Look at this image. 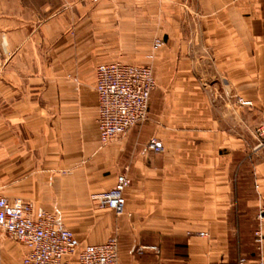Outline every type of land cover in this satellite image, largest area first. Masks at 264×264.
<instances>
[{"label": "crops", "instance_id": "obj_1", "mask_svg": "<svg viewBox=\"0 0 264 264\" xmlns=\"http://www.w3.org/2000/svg\"><path fill=\"white\" fill-rule=\"evenodd\" d=\"M117 60L150 64L156 88L103 144L95 72ZM262 123L264 0H0V195L85 244L117 237L120 264H264ZM152 137L163 152H142ZM121 173L117 215L97 196ZM26 251L0 229V264Z\"/></svg>", "mask_w": 264, "mask_h": 264}, {"label": "built area", "instance_id": "obj_2", "mask_svg": "<svg viewBox=\"0 0 264 264\" xmlns=\"http://www.w3.org/2000/svg\"><path fill=\"white\" fill-rule=\"evenodd\" d=\"M164 45L165 41L157 38L153 48L158 50ZM95 73L97 123L101 142L106 144L149 118L156 78L151 65L121 60L99 64ZM239 101L245 105L252 104L242 98ZM256 133L260 139L258 145L264 146V123L258 125ZM164 150V145L156 137L142 148L143 153ZM131 183L127 173L119 174L114 187L97 196L100 206L113 210L117 215L124 213L125 191ZM259 217L264 218V209H261ZM0 229L25 245L27 251L23 264H73L75 260L76 264H120L117 237L112 236L102 243L85 244L54 214L22 199L11 201L0 195ZM255 235L261 248L264 241L262 229H257ZM246 261V258H240L234 264H246Z\"/></svg>", "mask_w": 264, "mask_h": 264}, {"label": "rangeland", "instance_id": "obj_3", "mask_svg": "<svg viewBox=\"0 0 264 264\" xmlns=\"http://www.w3.org/2000/svg\"><path fill=\"white\" fill-rule=\"evenodd\" d=\"M148 65H150V64H148Z\"/></svg>", "mask_w": 264, "mask_h": 264}]
</instances>
